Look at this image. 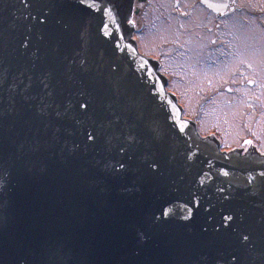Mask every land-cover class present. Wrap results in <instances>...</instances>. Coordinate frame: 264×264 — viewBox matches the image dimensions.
<instances>
[{"label": "snow or ice", "instance_id": "obj_1", "mask_svg": "<svg viewBox=\"0 0 264 264\" xmlns=\"http://www.w3.org/2000/svg\"><path fill=\"white\" fill-rule=\"evenodd\" d=\"M19 3L27 12L24 19L34 22L28 23L19 41L20 49L25 56L31 53L33 69L36 61H47L49 55L52 58L36 77L44 98L34 115L24 121H38L33 137L20 143L10 141L6 120L15 115V108L0 107V193L5 191L11 175L4 166L10 141L15 149L8 158L36 156L42 173L48 170V161L58 155L70 171L91 170L101 183L138 195L151 208L143 214L139 226H131L140 244H146L155 229L177 223L188 233L183 241L186 249L200 253L191 264H264V169H245L242 181L236 175L237 165L226 170L215 168L209 160L205 170L200 166L204 163L200 160V145L185 141L186 147L179 151L175 143L178 136L169 137L157 121L148 119L141 100L123 88L118 65L110 63L107 74L86 78L89 61L81 51L73 49L75 54L70 58L62 55L59 43L51 45L43 55L39 46L33 50L34 30L40 31L39 40L44 41L46 30L55 40L57 33L53 30L57 28L61 30L59 35L66 37L75 30L77 40L86 46L93 21L99 20L97 32L104 33L105 16L119 15L116 0ZM98 55L103 60L105 53L100 51ZM69 59L71 64L65 65ZM73 66L82 75L77 77ZM28 81L21 95L25 100L35 99L26 95L33 88V76H28ZM6 83L7 78L0 75V88ZM18 88L13 83L7 91ZM183 127L181 124V132ZM177 153L182 157V171L174 166ZM221 176L226 179L220 180ZM209 191L213 194L208 195ZM7 228V218L0 216V264H27L24 260L5 259L9 249L2 237ZM16 247L23 248V242L17 241ZM43 254L48 259L37 264H75L74 250L59 241Z\"/></svg>", "mask_w": 264, "mask_h": 264}, {"label": "water", "instance_id": "obj_2", "mask_svg": "<svg viewBox=\"0 0 264 264\" xmlns=\"http://www.w3.org/2000/svg\"><path fill=\"white\" fill-rule=\"evenodd\" d=\"M203 1L216 11L227 6V0ZM131 2L116 0L119 15L105 16L107 28L104 33L107 35L98 34L99 20L93 21L86 46L77 40L75 30L72 36L66 37L59 35L61 30L57 28L53 30L57 33L56 39L53 40L46 30L44 41L39 40L40 31L34 30L33 50L39 46L43 55L46 50L50 51L51 45L59 43L62 55L70 58L75 54L73 49L81 51L89 61L90 72L86 78L107 74L110 63L118 65L123 88L141 100L148 119L157 121L169 137L178 136L175 143L179 151L186 147L185 141L200 145V160L204 162L200 166L205 170H208L209 160L215 168L226 170L237 165L236 175L242 181L245 169H264V155L254 150L242 154L238 150L221 152L212 137L203 138L198 134L192 120L181 118V109L172 95L165 92L164 80L156 71V64L139 56L134 45L125 40L129 35L125 24L126 10ZM32 11L35 14V10ZM26 14L19 0H0V75L7 78V83L0 88V107L6 110L15 108V115L6 120V132L10 141L17 143L35 135L38 121L35 124L24 121L34 115L44 98V90L36 77L52 58L49 55L47 61H36L37 67L33 69L29 59L31 53L25 56L24 50L20 49L19 41L28 23H34L24 19ZM100 51L105 53L103 60L99 58ZM64 63L70 65L71 59ZM73 71L77 77L82 75L77 66H73ZM30 75L34 83L26 95L36 98L25 100L21 93ZM21 80L24 84H20ZM13 83L19 88L14 92L7 91ZM181 124L184 126L182 132L179 130ZM10 141L7 142L8 156L15 149ZM8 156L4 166L11 175L5 191L0 193V216L8 221L2 237L9 249L5 256L7 261L24 260L27 264H37L48 259L43 253L57 241L74 250L72 259L75 264H191L200 254L198 250L186 249L183 241L188 238V233L177 223L155 229L146 244L138 243L131 226H139L143 214L151 210L150 206L138 195L101 183V178L91 170L70 171L57 155L48 161V170L42 173L38 157L16 159ZM181 163L182 157L177 153L174 166L179 171H182ZM219 179L226 178L221 176ZM212 194L209 191L208 195ZM17 241L23 242V248L16 247ZM136 252L140 254L137 256Z\"/></svg>", "mask_w": 264, "mask_h": 264}, {"label": "rangeland", "instance_id": "obj_3", "mask_svg": "<svg viewBox=\"0 0 264 264\" xmlns=\"http://www.w3.org/2000/svg\"><path fill=\"white\" fill-rule=\"evenodd\" d=\"M250 1L258 16L225 18L226 27L217 35L232 42L236 51L230 54L214 48L205 29L214 24L213 18H205L195 2V20L186 23L167 8L171 0H150L152 6L142 12L146 30L137 35L143 54L163 60L162 69L171 75L170 87L180 95L186 116L198 120L201 134L215 132L223 148L249 139L264 147V0ZM249 78L255 79L253 86Z\"/></svg>", "mask_w": 264, "mask_h": 264}, {"label": "flooded vegetation", "instance_id": "obj_4", "mask_svg": "<svg viewBox=\"0 0 264 264\" xmlns=\"http://www.w3.org/2000/svg\"><path fill=\"white\" fill-rule=\"evenodd\" d=\"M150 0H132V6L129 7L126 11L131 13V22H130V28H133L134 34L137 36L141 33H143L146 30L147 26V20L146 16L143 15V11L147 8H149L151 5H149ZM159 0H157L158 2ZM194 2L200 7V11H204V17L206 16H212L213 23L210 24L209 27H205L206 32H209L212 34L211 36V42L214 43V48L222 47L225 49V53L230 54L232 51H236L235 47L232 48L231 41L223 42L220 37H218V33L220 32V35L222 34L221 31L226 27L225 18L233 17V16H239L242 18L243 16H258L255 14V11H253V4H251L250 0H227V6L224 10L216 11L212 7L208 6L203 0H171V4L168 7L171 11V14L174 17H178L180 19H183L186 23L195 20V14L193 13V6ZM159 3V2H158ZM143 5V8L140 6ZM167 6V5H166ZM252 8V9H251ZM143 9V10H142ZM255 10V9H254ZM254 14L252 15L251 12ZM259 14L261 12L256 11ZM145 14V13H144ZM207 20V19H205ZM232 22V19H230V23ZM232 32L233 31H228ZM231 35V33H229ZM232 36V35H231ZM227 39L229 40V36L227 35ZM138 44H140V40L138 39ZM140 47V45H139ZM220 58V57H219ZM244 65H250L249 62H246V60H243ZM170 75V74H169ZM171 76V75H170ZM171 78V77H170ZM254 78H249L248 84L254 85L255 84ZM231 88V87H230ZM228 90H232L231 89ZM248 141H251V143H244L240 146H237L236 148H240L242 150H246L249 146L253 145L260 153H264V147L262 145L255 141L254 139H249Z\"/></svg>", "mask_w": 264, "mask_h": 264}]
</instances>
